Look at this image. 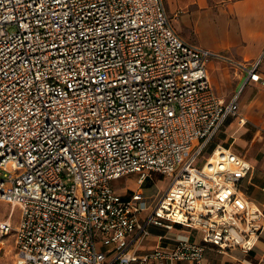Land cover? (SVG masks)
I'll use <instances>...</instances> for the list:
<instances>
[{
  "label": "built area",
  "instance_id": "obj_1",
  "mask_svg": "<svg viewBox=\"0 0 264 264\" xmlns=\"http://www.w3.org/2000/svg\"><path fill=\"white\" fill-rule=\"evenodd\" d=\"M211 58L247 74L229 102ZM263 61L192 45L164 0H0V251L12 243L15 264H205L209 246L252 250L264 209L241 183L254 167L231 146L205 152L229 116L245 124L239 97L264 88ZM156 175L165 190L144 187Z\"/></svg>",
  "mask_w": 264,
  "mask_h": 264
},
{
  "label": "crops",
  "instance_id": "obj_2",
  "mask_svg": "<svg viewBox=\"0 0 264 264\" xmlns=\"http://www.w3.org/2000/svg\"><path fill=\"white\" fill-rule=\"evenodd\" d=\"M164 2L176 31L192 45L224 53L234 60L248 63L256 62L263 55L264 0H164ZM173 19L177 20L178 26L174 25ZM204 27L211 32H215L217 28L221 29L223 37L215 48L203 47L194 42L193 36L201 33ZM218 64L230 66L234 74L219 70ZM261 68H264V61ZM207 69L216 94L225 102H229L235 96L238 85L242 86L247 77L246 73L239 74L229 63L218 58H211L207 63ZM223 87L232 95L227 97L222 94ZM239 105L240 116L245 119V124L239 122V117L229 116L218 134L221 139L214 142V145L231 146L250 161L254 169L242 180L241 187L248 198L264 209V88L254 82H248L239 97ZM153 231L161 232L158 228ZM191 232L194 235V232ZM194 239L201 240L200 236ZM150 245L152 240L147 247L150 248ZM204 263L264 264V231L250 251L239 248L220 251L209 246L205 251Z\"/></svg>",
  "mask_w": 264,
  "mask_h": 264
},
{
  "label": "rangeland",
  "instance_id": "obj_3",
  "mask_svg": "<svg viewBox=\"0 0 264 264\" xmlns=\"http://www.w3.org/2000/svg\"><path fill=\"white\" fill-rule=\"evenodd\" d=\"M173 23H174V25L178 26L176 19H173ZM221 32H222L221 29H218V28L215 30V32H211V31L207 30L206 28L205 29L202 28V32L196 33V35L193 36V39H194V42H196V44H198V45H201L203 47L215 48V46H218V43L221 42L220 39L223 37V34ZM218 67H219V70L225 71V72L229 73L230 75L234 74L233 73L234 71L230 66H227V65L224 66L222 64H218ZM218 82H220V81H218ZM240 87H241V84L238 85L237 90H236L237 92L240 89ZM222 94L226 95L227 97L232 95L226 87L222 88ZM244 96H245V94L242 96V99L244 98ZM220 139H221V137H220V135H218L215 142L219 141ZM213 146H214V143L211 144L207 148L205 155H208L210 153ZM170 180H171L170 177H162L160 175H156L155 178L149 179L146 182L144 187L145 188H152L154 186L155 182L157 181L158 187L165 190L167 188V186L169 185ZM116 183H121V184L124 183V184H127L128 186H131V188H133V189L136 188V184L132 180H126L125 181L124 179H121V180H117ZM10 211H11L10 205L3 202V201H0V219L7 218ZM19 213L20 212L18 209L14 210L13 218H12L13 223L17 222ZM177 228L182 229V230H187V231L190 230V228L188 226L178 225ZM193 236H194V238H198L199 233L194 232ZM0 264H15V251H14L12 243H6L5 247L0 251Z\"/></svg>",
  "mask_w": 264,
  "mask_h": 264
}]
</instances>
